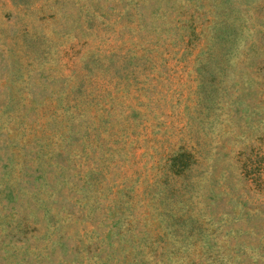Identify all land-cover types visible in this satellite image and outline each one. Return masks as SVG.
<instances>
[{
    "label": "rangeland",
    "instance_id": "obj_1",
    "mask_svg": "<svg viewBox=\"0 0 264 264\" xmlns=\"http://www.w3.org/2000/svg\"><path fill=\"white\" fill-rule=\"evenodd\" d=\"M0 264H264V0H0Z\"/></svg>",
    "mask_w": 264,
    "mask_h": 264
},
{
    "label": "trees",
    "instance_id": "obj_2",
    "mask_svg": "<svg viewBox=\"0 0 264 264\" xmlns=\"http://www.w3.org/2000/svg\"><path fill=\"white\" fill-rule=\"evenodd\" d=\"M186 158H187V153L186 152H183V153L178 155V161L175 164V166L179 167V169L177 171H180L181 168L183 169V164L186 161L185 160Z\"/></svg>",
    "mask_w": 264,
    "mask_h": 264
}]
</instances>
